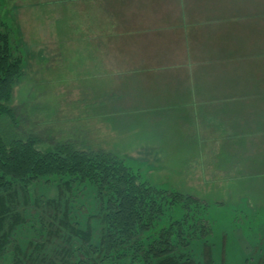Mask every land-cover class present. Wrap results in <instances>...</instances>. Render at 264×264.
Listing matches in <instances>:
<instances>
[{"label": "rangeland", "instance_id": "rangeland-1", "mask_svg": "<svg viewBox=\"0 0 264 264\" xmlns=\"http://www.w3.org/2000/svg\"><path fill=\"white\" fill-rule=\"evenodd\" d=\"M106 2L0 0V19L23 60L7 103L13 119L0 118V133L6 139L33 136L40 148L69 143L110 153L156 189L198 201L191 218L200 221L191 224L199 230L194 235L183 230L180 253L197 264H264V0H250V13L244 12L252 18L241 26L243 44L225 53L222 68L207 70L212 91L203 94L210 99L206 112L194 107L193 126L176 123L167 133L160 125L164 137L157 136L149 115L137 119L115 110L107 101L109 94L115 100L107 76L101 80L95 70L94 82L91 11L97 4L102 12ZM98 21L95 33L102 26ZM97 45L105 49L106 39L100 37ZM94 190L84 185L67 195L74 201L71 217L95 234L100 202ZM58 196L57 186L39 184L21 203L27 221L16 232L19 245L46 242V252L61 247L67 229L51 223L56 207L48 202ZM183 212L179 206L165 209L151 237ZM50 224L48 233L55 235L46 233ZM11 257L5 254L0 264H13Z\"/></svg>", "mask_w": 264, "mask_h": 264}, {"label": "trees", "instance_id": "trees-1", "mask_svg": "<svg viewBox=\"0 0 264 264\" xmlns=\"http://www.w3.org/2000/svg\"><path fill=\"white\" fill-rule=\"evenodd\" d=\"M14 43L11 29L0 19V118L13 119L7 103L22 75V55ZM39 184L57 186L58 198L48 200L56 207L51 223L67 229L64 237L60 235L61 247L47 252L46 242L21 246L16 239L18 228L27 221L25 209L19 207L31 199ZM84 185L94 187L100 202L95 234L88 225L80 228L76 217H71L74 201H69L67 192ZM197 202L156 189L110 153L82 151L69 143L40 148L33 136L6 139L0 133V258L11 253L13 264H106L109 260L116 264H197L178 251L182 232L194 235L199 230L191 224L200 221L191 218ZM173 206L184 209L181 218L151 237L156 220ZM48 226L47 235H55V231L48 233L54 226Z\"/></svg>", "mask_w": 264, "mask_h": 264}, {"label": "crops", "instance_id": "crops-1", "mask_svg": "<svg viewBox=\"0 0 264 264\" xmlns=\"http://www.w3.org/2000/svg\"><path fill=\"white\" fill-rule=\"evenodd\" d=\"M249 2L107 0L102 12L96 4L91 11L94 82L95 70L101 80L107 76L108 94L115 90V100L109 94L107 101L137 119L154 118L157 136L164 137L160 125L167 133L176 123L193 126L194 107L206 112L210 102L203 97L212 91L207 70L222 68L225 53L243 44L241 26L252 18ZM247 11L250 17H244ZM98 20L102 26L95 33ZM100 37L105 49L97 45Z\"/></svg>", "mask_w": 264, "mask_h": 264}]
</instances>
